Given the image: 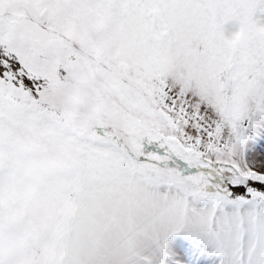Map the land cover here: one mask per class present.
Instances as JSON below:
<instances>
[{"label": "snow or ice", "instance_id": "6c2138e0", "mask_svg": "<svg viewBox=\"0 0 264 264\" xmlns=\"http://www.w3.org/2000/svg\"><path fill=\"white\" fill-rule=\"evenodd\" d=\"M0 264H264V0H0Z\"/></svg>", "mask_w": 264, "mask_h": 264}]
</instances>
